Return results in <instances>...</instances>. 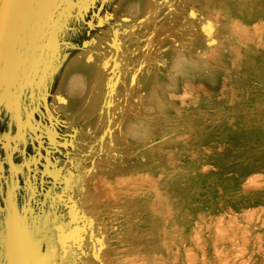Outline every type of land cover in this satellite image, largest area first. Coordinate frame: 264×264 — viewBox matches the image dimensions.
<instances>
[{"label":"rangeland","instance_id":"rangeland-1","mask_svg":"<svg viewBox=\"0 0 264 264\" xmlns=\"http://www.w3.org/2000/svg\"><path fill=\"white\" fill-rule=\"evenodd\" d=\"M245 262L264 0H0V264Z\"/></svg>","mask_w":264,"mask_h":264},{"label":"bare ground","instance_id":"bare-ground-1","mask_svg":"<svg viewBox=\"0 0 264 264\" xmlns=\"http://www.w3.org/2000/svg\"><path fill=\"white\" fill-rule=\"evenodd\" d=\"M215 249H216V248H215ZM218 251H219V250H218ZM202 255H203V254H202ZM202 255H201V256H202ZM203 256H204V255H203ZM203 256H202V257H203ZM248 256H249V255H248ZM235 257H236V256H235ZM240 260H241V262H243V258L240 259ZM189 261H190V260H189ZM225 263H226V262H225ZM245 263H247V262H245ZM231 264H232V263H231ZM247 264H248V263H247Z\"/></svg>","mask_w":264,"mask_h":264}]
</instances>
